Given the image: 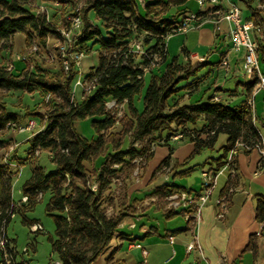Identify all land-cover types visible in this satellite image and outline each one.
<instances>
[{"label":"trees","instance_id":"trees-1","mask_svg":"<svg viewBox=\"0 0 264 264\" xmlns=\"http://www.w3.org/2000/svg\"><path fill=\"white\" fill-rule=\"evenodd\" d=\"M32 1L0 0V229L6 232L17 209L12 198L13 179L22 163L36 157V152H48L56 170L46 173L41 167L32 166L31 176L21 188L22 200H26L18 209H32L48 195L46 213L54 221V237L50 241L58 262L92 264L115 237L122 221L134 214L122 198L118 199L117 211L106 214L108 207L115 205L111 190L113 180L130 178L137 167L136 160L141 159V163L151 158L153 144H165L175 135H182L178 142H193L196 155L212 150L216 138L223 134L228 139L221 157L215 160V170L223 166L222 160L236 142L244 146L237 154L248 153L262 144L254 115L244 102L230 106L214 101L213 97L196 103L184 98L189 96L186 92L198 90L204 80L201 64L173 60L165 66L162 75L150 78L142 98L143 110L139 112L135 107V98L143 87L140 67L148 66L154 55L164 62L165 39L174 34L173 30L180 23L165 16L187 0H148L144 16L139 14L133 0H49L57 1L60 6L62 23L66 17L75 16L79 9L81 31L72 41L73 50L84 55L98 53V65L83 75L86 82L94 83V89L80 101L75 100L72 91L77 74L74 64L69 62L65 72L57 48V70L45 69L39 64L21 71L7 70L6 55H12L16 34L25 37L26 48L36 44L39 51L46 49L48 38L60 40L49 14L47 18L30 9L28 3ZM259 2L264 4V0ZM248 21L264 32V9H252ZM62 26L68 27V20ZM135 40L141 42L143 54L132 53L128 47ZM258 45L259 57L264 60V43L258 40ZM255 84L252 81L245 85L247 93ZM16 92L37 94L44 106L43 114L36 110L26 116L46 117L43 129L27 141L29 149L24 161L17 159L15 149L9 151L13 143L5 137L6 133H11L9 125L19 127L23 121L3 102L8 94ZM46 95H50L48 102L44 101ZM108 101L117 105L125 102L127 110L122 119H117L113 111L106 108ZM84 120H91L95 140L89 141L77 132L75 123ZM117 122L121 130L111 133ZM126 140L129 141L125 148ZM136 144L140 147L136 148ZM172 152L173 147H169V157L161 162L157 172L170 165ZM101 157L102 161L92 170L87 168V164ZM91 184L97 185L95 192L91 191ZM228 189L229 185L221 196ZM181 190L164 184L155 188L152 196L166 204L167 197ZM255 220L264 222V196L257 200ZM108 262L111 263L110 258Z\"/></svg>","mask_w":264,"mask_h":264},{"label":"crops","instance_id":"crops-1","mask_svg":"<svg viewBox=\"0 0 264 264\" xmlns=\"http://www.w3.org/2000/svg\"><path fill=\"white\" fill-rule=\"evenodd\" d=\"M133 1L139 14L144 16L148 0ZM199 2L200 0H187L165 16L181 21L188 13H200L205 18L198 27L187 32L174 33L165 39V60L144 75L143 86L148 77L162 75L164 67L173 60L182 64H201L204 65L201 74H205V78L199 89L194 92L195 100L190 103L206 101L207 98L213 97L230 106H237L242 102L246 106L252 91L247 93L245 85L257 80H251L244 75V51L234 53L230 50L231 25L216 15H210L216 8L213 9L208 2L205 1L203 5ZM233 5L239 7L243 19L246 20L250 18L252 9H264V4L259 0H220L219 7L227 10ZM50 40L51 38L48 42ZM259 40L264 43V39ZM24 41L25 37L21 34L13 37L15 53L24 49ZM94 54L95 52H90L85 55L84 58L90 57L91 60L81 64L84 71L89 72L98 65V58ZM225 55L229 63L228 69L221 64ZM14 68L15 71H21L25 67L22 63L15 62ZM84 71L83 73H88ZM259 72L264 76V72ZM72 91L75 100H82L81 87L72 85ZM10 94L14 98L22 95L18 92ZM124 108L126 112V105ZM9 111L20 115L18 108L14 107ZM252 113L264 145V129L258 126L260 121H264V87L258 89L253 97ZM28 119L23 120L22 125H25ZM37 124L32 131L9 134V139L16 145L14 152L43 129L41 120H38ZM115 127L120 129L113 131ZM75 128L82 137L89 141L95 140L96 135L92 127V131L85 130L80 122H76ZM120 130L121 125L117 122L110 132L118 133ZM227 139V136L219 135L212 150H203L196 155L193 142H178L172 138L165 144H153L148 161L143 162L141 167L137 166L130 178L120 179V186L112 184L115 205L108 207V210L111 213L117 211L118 199L122 198L125 206L131 207L134 214L122 221L115 237L92 264H264V222L255 220L257 200L264 196V165L260 169L262 156L257 149L237 154L235 177L230 178L226 171L218 175L211 196L201 209L197 220L187 221L181 208L171 209L166 199V204H162L157 196H152L154 189L164 184L181 188L179 193L186 192L192 197L198 195L201 192V172L216 168L215 160L221 157ZM169 147H173L170 165L164 167V171L157 172L161 162L169 157ZM101 161L102 157L95 163L87 164V168L92 170L93 166H97ZM11 168L14 170V166ZM228 185L233 192L228 197L224 218L217 219L216 201ZM167 212L172 214L167 216ZM178 218L182 220L179 221ZM132 225L134 227H131ZM190 243H195L199 249L188 252L187 245ZM109 258L111 263L108 262Z\"/></svg>","mask_w":264,"mask_h":264},{"label":"built area","instance_id":"built-area-1","mask_svg":"<svg viewBox=\"0 0 264 264\" xmlns=\"http://www.w3.org/2000/svg\"><path fill=\"white\" fill-rule=\"evenodd\" d=\"M208 2L213 9L212 12H210V15H216L220 20H223L231 25L229 29V40L231 44L230 50L234 53H239L241 51H244V59H243V72L246 77L253 80L256 79L257 82L254 86V89L251 92L250 98L247 100L246 107L252 112L253 110V97L256 93V91L262 87H264V76L260 75L259 72V45L258 40L259 38L264 39V32H262L261 27L254 25L251 21L245 20L242 17L241 10L239 7L233 5L227 10H222L220 5V0H200L199 4L203 5L204 2ZM53 5L57 6V2H55ZM78 10H76L77 14L75 16H72L68 18L69 26L66 28H57V31L60 34V40L57 45V49L61 54V64L63 67V70L66 72L69 68V62H72L74 64V68L77 71V74L74 77L73 85L74 87H81L83 89V96L87 95L92 89H94V83H88L83 79V71L81 68L82 60L84 58V53L77 52L73 50L72 48V41L75 36L80 34L81 31V21L79 17ZM38 14H45L48 18V12L47 8L43 6H39L38 10L36 11ZM205 16L203 14L198 13H188L184 15L180 23L175 27L173 30V33H179V32H187L188 30L194 29L199 26L204 20ZM49 39V38H48ZM128 47L130 48L132 53L136 54H143V49L141 46L140 41H133L131 42ZM39 52V49L36 44H33L30 48L27 49L26 53L17 54L15 56V61L20 63H26L27 56L30 54H37ZM202 62L203 59H200ZM162 62V59L154 55L152 57V61L148 66L140 67V69L143 72V75H145L148 71L152 70L154 67L159 65ZM221 64L224 68H229V63L227 60V55L224 56V58L221 61ZM6 67L8 71L14 70V62L9 61L6 63ZM139 79H141L140 76H138ZM50 98V95H46L44 97V101L48 102ZM214 101H217L216 98H214ZM125 102L122 104H115L114 101H108L106 103V108L108 110L113 111V115L119 120L124 115V107ZM41 120V119H40ZM38 120L36 118H29L27 123L25 125H21L17 127L15 124L9 125L10 132L12 134H15L19 131H32L34 130L38 124ZM43 125L46 123V117L41 120ZM213 134V133H211ZM182 135H175L173 137L174 140H178L181 138ZM244 147L239 142H236L234 147L228 152L225 159L222 161L223 166L219 170H215V168H208L201 172V192L198 195L191 196L187 194L186 192L181 193H174L173 195L166 198L168 201V206L171 209H182L184 211V217L187 221L191 220H197L200 217L201 209L204 207V205L207 203L209 197L211 196V193L216 185V180L218 175H220L223 171H226L229 173L230 178L235 177V158L237 156V151L239 148ZM16 148V145L13 143L12 146L9 148V151H12ZM248 149V148H247ZM254 149H257L261 156H264V145H257ZM36 155H38V152H36ZM138 161V162H137ZM141 159L136 160V163H139ZM264 165V163H260V169L261 166ZM113 184L115 186H120V180L114 179ZM91 191L95 192L97 189L96 184L89 185ZM233 192L232 188H229L227 193L223 196H221L216 201L217 206V219H223L225 211L227 209L228 204V197ZM26 199L23 198V201ZM106 214L109 216L112 213L107 209ZM131 227H134L132 225ZM30 229L32 232H41L42 227L41 225L35 223L30 226ZM171 239V238H170ZM195 249H199V246H197L195 243H190L187 245V251L191 252ZM0 250L2 253V262L0 264H15L14 263V252L13 249L10 248L9 241L6 237V232L4 228L0 229ZM27 252V250H25ZM146 254V252H144ZM54 264H61L60 262H55Z\"/></svg>","mask_w":264,"mask_h":264},{"label":"rangeland","instance_id":"rangeland-1","mask_svg":"<svg viewBox=\"0 0 264 264\" xmlns=\"http://www.w3.org/2000/svg\"><path fill=\"white\" fill-rule=\"evenodd\" d=\"M43 2V3H41ZM57 2V1H55ZM55 2H50L49 0H33L31 3H28L29 7L33 11H37L39 6H43L47 8V12L49 14V19L55 24L56 28H62L64 22L67 21L68 17L65 18L64 22L62 23L59 18L60 13V6L53 5ZM58 4V3H57ZM50 42L47 41L46 49L40 50L37 54H30L27 56L26 63H22L24 67H33L36 64H39L45 69H58L59 68V62L57 60L56 55V48L59 43V40L56 38L50 37ZM138 41V40H136ZM18 42L16 41L15 45L17 46ZM28 48L25 47V41H24V49H22L20 52L15 53L12 52V55L8 57L7 56V62L15 61V56L17 54L26 53ZM95 56L98 58V53L96 51ZM85 57V56H84ZM91 60L90 57L83 58L82 63L85 64V62H89ZM259 70L264 72V60H262L261 57H259ZM84 71V68H82ZM165 69V67H164ZM88 72V71H84ZM87 74V73H84ZM150 78L148 77L146 79V84L141 88L140 96H137L135 98V107L138 109L139 112L143 110V102L142 98L145 94V91L149 85ZM187 95L184 97L187 101L193 102L195 100L194 91L186 92ZM190 93V94H189ZM33 94L30 95L29 98L27 94H22L21 96H18V98H14L12 94H8L5 99H3L4 105L8 107L9 110L11 108H18L20 116L23 118V120L28 118H36L37 120H40L39 117H32V116H26L28 113L36 111L38 113L43 114L44 113V106L41 102L40 97L37 95V97H34ZM30 99V100H28ZM34 99V100H33ZM124 116V115H123ZM122 116V117H123ZM122 117L120 119H122ZM119 119V118H118ZM29 120V119H28ZM27 120V121H28ZM42 120V119H41ZM82 126L85 130H91V125L88 121H80ZM264 121H260L258 123L259 128L264 129ZM165 129L166 127L163 126ZM119 127H115L113 131L119 130ZM166 131L163 132V135H165ZM10 133H6V138H9ZM128 141L126 140L124 147L126 148L128 146ZM136 148H139L140 145L136 144ZM29 149V144L24 143L21 144L17 150L15 151L17 159L24 161L27 158V151ZM138 162V161H137ZM142 163L136 164L138 167L142 166ZM36 165L38 167H41L46 173L54 172L56 170V167L54 163L51 160V157L48 152L46 151H40L39 154L34 157L30 161H25L22 163V168L19 169L18 173L15 175L13 182H12V198L16 206V212L13 215L12 219L6 226V237L9 241L10 248L13 249L14 252V263L15 264H54L55 262H58V256L57 254H54L52 252V246H51V238L54 237V221L51 216H49L46 213V204L48 202V195H44V197L34 206L32 209L27 210H20L18 209L22 203L24 202L22 200V194H21V188L23 184L26 182V180L29 179L31 176V169L32 166ZM164 171V170H161ZM179 221L182 220V218H178ZM31 223H37L41 225L42 231L39 233H34L30 229ZM27 250V252H25ZM2 262V253L0 250V263Z\"/></svg>","mask_w":264,"mask_h":264}]
</instances>
